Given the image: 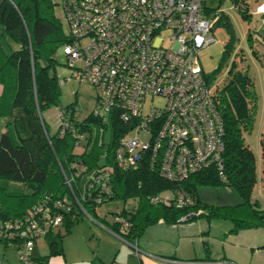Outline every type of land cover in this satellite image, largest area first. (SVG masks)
Listing matches in <instances>:
<instances>
[{"label": "built area", "instance_id": "2783aa9c", "mask_svg": "<svg viewBox=\"0 0 264 264\" xmlns=\"http://www.w3.org/2000/svg\"><path fill=\"white\" fill-rule=\"evenodd\" d=\"M59 6L69 38L61 52L69 66L78 64L72 76L93 88L95 104L90 114L104 128L110 115L128 128L114 153L116 167L148 164L172 182L209 167L223 176L224 125L213 99L214 83H208L199 61V52L215 42L218 10L212 19L207 17L205 0H59ZM259 8L264 24V3ZM71 113L77 115L75 109ZM71 113L58 111L57 131L61 136L72 132L78 145L87 140L88 132L72 126ZM112 169L104 164L89 177L88 187L96 188L97 203L111 194ZM61 171L68 195L44 196L22 216L0 225V237L8 240L24 263L31 261L35 241L60 226L72 208L78 212L73 217L84 214L94 220L80 203L84 193L76 196L72 188L87 171L86 165L74 159L68 174ZM148 200L185 208L178 223L203 212L192 208V199L178 188L150 194ZM114 221L122 229L129 226L118 214ZM186 263L235 264L228 260Z\"/></svg>", "mask_w": 264, "mask_h": 264}, {"label": "trees", "instance_id": "16d2710c", "mask_svg": "<svg viewBox=\"0 0 264 264\" xmlns=\"http://www.w3.org/2000/svg\"><path fill=\"white\" fill-rule=\"evenodd\" d=\"M54 7L51 0H2L0 3V225L5 220L22 216L27 208L44 196L68 195L61 168L68 174V164L76 159L86 165L88 175L81 185V173L72 188L76 196L79 191L84 193L85 197L80 203L92 218H97V208L106 201L136 200L134 209L115 212L128 220L126 229H122L116 221L109 225L113 232L130 240L138 237L146 225L159 219L177 223L185 208L154 205L148 200L150 194L169 188H178L188 195L192 199V208L202 209L199 216H205L207 220H230L232 231L263 226L264 208L257 201L250 200L256 182L255 159L244 142V135L253 128L257 106L254 82L247 68H240L233 62L220 86L214 83L213 99L224 125L223 176L215 168L209 167L189 175L181 182H172L159 177L148 164L120 169L115 165L114 153L119 139L128 132L126 125L110 115V139L105 143L102 132L104 125L100 119L90 114L78 121L71 113V109H75L73 106L62 108L58 105L59 82L55 75L48 73L47 68L53 61V53L69 38ZM220 12L218 10L213 28L220 23L229 24L227 17ZM226 27L229 30V26ZM10 42L16 46L13 47ZM41 59L47 64H41ZM221 68L219 63L213 73L205 74L209 84H213ZM53 105L58 106L59 110H70L72 126H78V131L88 132L87 140L76 145L72 132H65L62 136L57 130L53 135L48 133L41 114L45 108ZM77 146L84 148L76 152ZM260 146L264 175V131ZM104 164L113 166L108 177L111 194L97 203L96 188L88 187L89 177ZM208 184L235 189L242 202L231 206L202 203L197 189L200 185ZM76 211V208H72L64 215L61 225L65 231L82 219L79 215L72 216L78 214ZM61 236H50L49 245L53 251L59 250ZM0 241L10 245L8 240L1 237Z\"/></svg>", "mask_w": 264, "mask_h": 264}, {"label": "rangeland", "instance_id": "374dc122", "mask_svg": "<svg viewBox=\"0 0 264 264\" xmlns=\"http://www.w3.org/2000/svg\"><path fill=\"white\" fill-rule=\"evenodd\" d=\"M264 0H205L204 14L213 18L215 9L220 10L227 17L228 25H216L214 36L215 42L203 48L199 52V61L202 69L206 74L214 72L216 67L221 63L222 68L215 75L214 82L220 84L226 79L228 70L232 63L235 62L238 67L247 68L248 74L254 82V87L257 94V106L254 117V124L251 132L244 135V142L252 150L255 166H256V182L251 191L250 200L257 201L261 208H264V175L262 174V158L260 137L264 131V24L263 15L259 8L260 3ZM218 18V17H217ZM226 26H229L227 30ZM63 30L65 27L63 25ZM13 47L16 46L10 42ZM62 47V46H61ZM59 47L52 55V63L47 68L50 75H55L59 82V102L62 108L73 106L77 112L76 118L78 121L84 120L90 115L94 108V91L90 84L81 82L72 76L75 66H69L65 55ZM41 64H47L46 61L40 60ZM58 106H50L42 111V117L48 128V133L53 135L58 124ZM62 121V120H61ZM132 135L131 133L128 134ZM110 139V128H104L103 141L107 143ZM83 146H77L76 152H81ZM62 172V171H61ZM63 174V173H62ZM88 173L84 172L81 177V185ZM200 201L207 205L216 206H231L242 202L238 192L225 185H200L197 189ZM136 204L135 199L124 201L122 199H114L102 203L97 208L98 215H105L108 221H113L115 212L122 209L132 210ZM82 220H90L86 215H82ZM207 218L200 216L195 221H199L203 229L208 230L206 226ZM230 221V220H229ZM228 219L220 218L211 228L212 232H217L228 227L230 224ZM198 229V228H197ZM218 247V245H217ZM18 262H21L16 257ZM20 264V263H19ZM22 264V263H21Z\"/></svg>", "mask_w": 264, "mask_h": 264}, {"label": "crops", "instance_id": "0c3cea01", "mask_svg": "<svg viewBox=\"0 0 264 264\" xmlns=\"http://www.w3.org/2000/svg\"><path fill=\"white\" fill-rule=\"evenodd\" d=\"M51 1L56 16L61 18L59 0ZM196 218L180 223L159 219L130 240L110 229L114 219L108 221L97 213L96 219L82 218L68 231L61 225L53 228L49 236L39 237L27 263L19 259L12 246L0 241V264H187L190 260L264 264V225L232 231L228 220V227L212 232L218 218L206 219L208 230ZM58 235H62L59 250L53 251L49 239Z\"/></svg>", "mask_w": 264, "mask_h": 264}]
</instances>
